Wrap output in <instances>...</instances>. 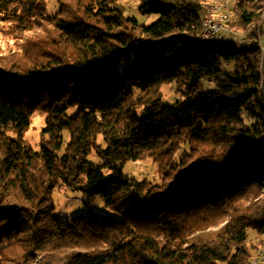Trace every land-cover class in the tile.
I'll return each mask as SVG.
<instances>
[{
	"label": "trees",
	"instance_id": "16d2710c",
	"mask_svg": "<svg viewBox=\"0 0 264 264\" xmlns=\"http://www.w3.org/2000/svg\"><path fill=\"white\" fill-rule=\"evenodd\" d=\"M119 1L47 16L44 0H0V19L40 29L0 66V264H248L264 247L249 234L264 235V0L232 3L245 36L205 38L204 0H140L149 23ZM146 156L155 182L123 170ZM58 187L89 211L58 217Z\"/></svg>",
	"mask_w": 264,
	"mask_h": 264
},
{
	"label": "rangeland",
	"instance_id": "374dc122",
	"mask_svg": "<svg viewBox=\"0 0 264 264\" xmlns=\"http://www.w3.org/2000/svg\"><path fill=\"white\" fill-rule=\"evenodd\" d=\"M237 0H204L203 8L206 10V15L203 19H209L212 23L220 24L225 28L229 29L228 33L237 34L239 36H245L246 32L230 29L226 25V21L229 20L231 15L232 3ZM46 3V15L53 16L59 9L60 5L58 0H44ZM140 0H120V6L125 10L126 13L133 14L144 23L151 22L154 17H148L141 15L138 12ZM68 8V7H67ZM66 8V9H67ZM65 9V10H66ZM68 12V11H67ZM5 18V19H4ZM0 19V66H5L12 62L14 57H18L24 52V49L28 45L30 39L34 34H39V28H33L32 30H24L23 26L16 23L14 20L8 17ZM264 24V14L262 20ZM226 32V31H222ZM262 46L264 48V33L262 38ZM264 75V66H263ZM160 91L163 95L164 100L167 103H173L175 99H182V97L175 91V84H164L160 87ZM44 114L36 111L31 117V123L29 128L26 130L24 137L35 149H39V139L41 128L45 124ZM67 136V132H65ZM97 142L103 144L100 136L97 137ZM88 159L94 163L100 162V159L95 153L88 156ZM123 170L125 173L136 177L137 179L148 178L152 182L158 180L157 163L151 158L144 157L138 161H127L124 164ZM53 199L55 202V213L58 217L71 218L79 213H86L89 211L83 204V197L77 191L71 190L66 187H58L53 191ZM93 211L105 212L107 209L103 206L101 198H98L90 208ZM250 240L253 243L260 244L264 242V235L257 234L253 230H250Z\"/></svg>",
	"mask_w": 264,
	"mask_h": 264
},
{
	"label": "bare ground",
	"instance_id": "6f19581e",
	"mask_svg": "<svg viewBox=\"0 0 264 264\" xmlns=\"http://www.w3.org/2000/svg\"><path fill=\"white\" fill-rule=\"evenodd\" d=\"M207 20L210 21L209 19H203L202 20V24H203V31L201 33V38H205V37H213V36H208L209 33L211 32V21L210 23H207ZM213 26H222L220 24H215V23H212ZM224 29H227L224 27ZM230 31V30H229ZM263 249V252H264V247H262ZM256 259H262V252H255L252 254V256L250 257L249 261H248V264H251L254 260Z\"/></svg>",
	"mask_w": 264,
	"mask_h": 264
},
{
	"label": "built area",
	"instance_id": "2783aa9c",
	"mask_svg": "<svg viewBox=\"0 0 264 264\" xmlns=\"http://www.w3.org/2000/svg\"><path fill=\"white\" fill-rule=\"evenodd\" d=\"M207 23H210V21L207 20ZM222 31L229 32V29H224V26H213L211 23V32L208 36L220 37ZM255 252H262V259H256L251 264H264V252L262 247L257 248Z\"/></svg>",
	"mask_w": 264,
	"mask_h": 264
}]
</instances>
